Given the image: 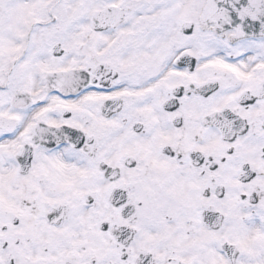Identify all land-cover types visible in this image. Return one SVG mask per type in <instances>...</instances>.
Segmentation results:
<instances>
[{"label": "snow or ice", "instance_id": "1", "mask_svg": "<svg viewBox=\"0 0 264 264\" xmlns=\"http://www.w3.org/2000/svg\"><path fill=\"white\" fill-rule=\"evenodd\" d=\"M0 264H264V0H0Z\"/></svg>", "mask_w": 264, "mask_h": 264}]
</instances>
